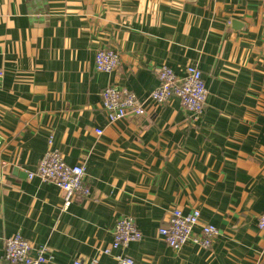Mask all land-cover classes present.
<instances>
[{
    "label": "crops",
    "instance_id": "0c3cea01",
    "mask_svg": "<svg viewBox=\"0 0 264 264\" xmlns=\"http://www.w3.org/2000/svg\"><path fill=\"white\" fill-rule=\"evenodd\" d=\"M106 47L121 53L111 73L95 66ZM162 65L202 71L199 121L174 97L110 124L102 91L144 101ZM0 67V264L18 233L49 248L45 264H264V0H0ZM51 138L85 166L89 199L64 208L56 184L29 179ZM174 208L218 227L210 248L168 246ZM122 215L143 237L106 254Z\"/></svg>",
    "mask_w": 264,
    "mask_h": 264
},
{
    "label": "built area",
    "instance_id": "2783aa9c",
    "mask_svg": "<svg viewBox=\"0 0 264 264\" xmlns=\"http://www.w3.org/2000/svg\"><path fill=\"white\" fill-rule=\"evenodd\" d=\"M121 64V53L118 49L106 47L100 49L95 58L98 71L111 73ZM159 85L150 96L142 101L132 91L110 85L102 93V108L110 124L125 119L129 115L142 116L146 113V103L154 101L158 104L168 103L176 97L182 107L189 113L193 122H197L204 112L208 89L202 71L194 65L187 67L184 75H177L169 65H162L157 69ZM5 78V70L0 67V85ZM97 134L103 133L96 129ZM49 149L44 154L36 170L28 171L29 179L39 177L44 181L56 184L62 193L64 208L69 207L73 201L85 200L91 197V187L86 183V168L84 165H69L60 151L52 147V138L49 140ZM4 167V165H3ZM3 167L0 169V181L3 179ZM200 226V233L196 227ZM258 226L264 230V213L258 217ZM220 234L215 225L201 223V212L194 209L185 213L180 208L169 212L168 224L159 229V235L175 251L180 250L186 243L192 242L202 248H210ZM143 237L134 218L122 215L118 218L114 239L110 249L103 252L108 254L129 243L139 241ZM4 259L6 264H45L53 259L48 247L34 248L30 241L20 233L7 238L5 243ZM118 264H135L131 256L117 255ZM70 264H84L76 259ZM91 264H98L93 260Z\"/></svg>",
    "mask_w": 264,
    "mask_h": 264
}]
</instances>
